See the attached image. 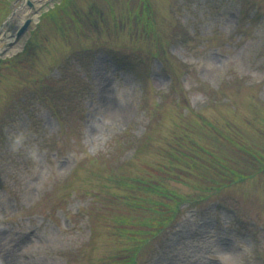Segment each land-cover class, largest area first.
I'll return each instance as SVG.
<instances>
[{
	"label": "rangeland",
	"instance_id": "374dc122",
	"mask_svg": "<svg viewBox=\"0 0 264 264\" xmlns=\"http://www.w3.org/2000/svg\"><path fill=\"white\" fill-rule=\"evenodd\" d=\"M23 2L0 0V29L16 32ZM40 15L0 52V264H264V0H53ZM202 168L224 187L204 192ZM138 176L142 210L124 199Z\"/></svg>",
	"mask_w": 264,
	"mask_h": 264
},
{
	"label": "trees",
	"instance_id": "16d2710c",
	"mask_svg": "<svg viewBox=\"0 0 264 264\" xmlns=\"http://www.w3.org/2000/svg\"><path fill=\"white\" fill-rule=\"evenodd\" d=\"M65 79H67V78H65ZM182 137L183 136H181L180 138H178L179 140L177 141V143L179 145L177 147V149L179 150V153L182 154L185 157H189L191 155V152H193L194 153L193 158H194L195 155H196V151L193 148L189 147V146L188 147L185 146L184 143H183V142H185V140ZM193 158L191 160H193ZM183 168L186 169V171H187L188 174H191V171L193 172L196 169V168L195 169H191V166L190 165L179 166L176 169L182 170ZM201 171L206 176H209V173H207V171L204 168H202ZM139 178L140 179H138V180L135 181V182L140 181L139 190H138L137 187L134 186V184H131V185L129 184L128 186H129V189L132 190V193H129L127 195H124V199L127 200V201H129L130 202V205L134 209L142 210L145 207V205H146L147 197H146V195L143 196L141 192L144 193L148 189V185L146 184V181L144 180L145 179L144 177L139 176ZM211 184H212L211 188L214 189V190L222 188V187H220V184L221 183H219L218 181H216L215 179H212V178H211ZM223 185H225V184H223ZM162 207H168V204L166 202H163L162 203ZM169 211L170 210L165 211V216L161 220L160 226H162V223L164 222V220L169 215ZM136 222L139 223L140 227H143L142 224L144 223V221H142L141 219L137 218V221ZM135 226H136L135 224H132V226L128 229V232L131 235L130 238L133 240L134 243L137 241V238H138V236L135 235V232H136L135 230L136 229H139V227L137 228ZM159 229L160 228H158V227H149L148 230H147V232H150V233L154 234V233L158 232Z\"/></svg>",
	"mask_w": 264,
	"mask_h": 264
},
{
	"label": "bare ground",
	"instance_id": "6f19581e",
	"mask_svg": "<svg viewBox=\"0 0 264 264\" xmlns=\"http://www.w3.org/2000/svg\"><path fill=\"white\" fill-rule=\"evenodd\" d=\"M32 1L34 3L33 6L29 7L28 5L25 4L23 7H20V8L18 7L15 10V13H17L18 11L21 12L20 15H22V17L20 18V23L26 18L27 14H32V15H34L35 18H38L40 15V12H41V8L44 6H47V4L48 5L51 4L53 2V0H32ZM15 13H14V16H15ZM4 34H5V36L6 35L8 36V37H6V39L8 41H7V44L0 47V52L3 51L4 49H8L13 44V41L15 40V37L11 36L13 34H11L9 32V30H7L5 27H2V29L0 31V36L4 35ZM10 43H12V44H10Z\"/></svg>",
	"mask_w": 264,
	"mask_h": 264
},
{
	"label": "water",
	"instance_id": "95a60500",
	"mask_svg": "<svg viewBox=\"0 0 264 264\" xmlns=\"http://www.w3.org/2000/svg\"><path fill=\"white\" fill-rule=\"evenodd\" d=\"M28 3L30 5L33 4V2L31 0H28ZM31 22V18H28L25 23L16 31V36L17 38H19L25 31L26 29L28 28L29 24Z\"/></svg>",
	"mask_w": 264,
	"mask_h": 264
}]
</instances>
